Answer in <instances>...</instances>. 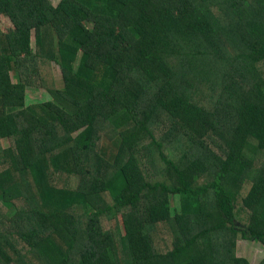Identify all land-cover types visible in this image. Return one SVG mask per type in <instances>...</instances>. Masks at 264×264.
<instances>
[{
    "label": "trees",
    "instance_id": "16d2710c",
    "mask_svg": "<svg viewBox=\"0 0 264 264\" xmlns=\"http://www.w3.org/2000/svg\"><path fill=\"white\" fill-rule=\"evenodd\" d=\"M0 17V264H251L264 0H0ZM34 88L50 101L27 105Z\"/></svg>",
    "mask_w": 264,
    "mask_h": 264
},
{
    "label": "rangeland",
    "instance_id": "374dc122",
    "mask_svg": "<svg viewBox=\"0 0 264 264\" xmlns=\"http://www.w3.org/2000/svg\"><path fill=\"white\" fill-rule=\"evenodd\" d=\"M52 5L56 6L60 0H49ZM0 28L4 31H11L8 19L5 17H0ZM140 29L136 25L133 26L131 29H125L123 31H119L120 36V42L123 47H126L127 45H130L131 47L135 44V33L138 35ZM32 47L34 48V42L32 43ZM55 77L58 81L59 77V71L56 68L55 69ZM50 97L42 90L40 89H28L26 92V104H36V103H44L50 101ZM77 183V180L74 179L71 181L69 185L71 187H75ZM237 255L240 258H244L248 260L251 264H261L264 260V247L249 241H242L239 243L237 248Z\"/></svg>",
    "mask_w": 264,
    "mask_h": 264
}]
</instances>
